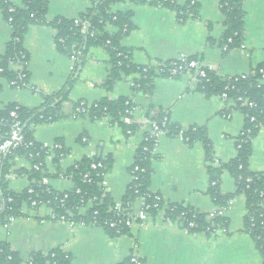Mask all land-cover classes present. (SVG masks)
<instances>
[{
    "label": "crops",
    "instance_id": "obj_1",
    "mask_svg": "<svg viewBox=\"0 0 264 264\" xmlns=\"http://www.w3.org/2000/svg\"><path fill=\"white\" fill-rule=\"evenodd\" d=\"M9 1L16 5L22 3V0ZM174 1L180 5L187 2ZM192 1L198 6V18L184 21L178 20L169 8L148 2L126 0L112 6V11L132 12L134 28L122 39L121 45L129 49L134 63L150 65L196 56L203 67L228 77L245 76L264 61V0L243 1V47L231 48L225 53L218 45L225 30L218 0ZM89 5V0H49L46 19L76 18ZM107 30L115 31L112 26ZM55 35L56 30L48 25L28 27L23 37V47L29 53L28 83L12 87L1 79L0 109L11 102L28 108L39 106L45 95L59 92L74 79L62 102L63 117L34 127L38 142L47 147L61 142L67 149L60 161L62 171L84 157L109 156L112 167L104 182L112 202L120 204L131 179L129 168L136 149L149 129L150 118L159 112L182 129L204 127L213 147L215 165L236 155V139L242 131L244 114L228 99L206 97L199 92L198 78L193 73L185 72L174 78L157 77L151 93L134 91L132 83L137 75L130 74L107 91L102 85L109 70L108 51L103 46L90 47L80 68L73 73L72 59L57 50ZM10 38L11 28L0 12V53ZM104 97L112 100L125 97L130 101L136 124L132 133H126L105 118L73 116L74 106L79 102L93 103ZM154 154L149 191L160 195L166 204H182L208 215L218 213L228 221L226 230L190 233L178 219H166L160 211L148 216L141 225L131 227L128 233L111 236L96 225L53 220L50 209L44 205L37 211L26 209L27 216L0 223V241L8 243L23 261L34 253L46 254L59 248L71 257L70 264H126L132 253L143 264H261V255L243 228L244 196L235 195L226 207L219 209L207 193L209 179L202 145L199 142L189 145L179 136L163 134L158 137ZM45 167L49 172H56L50 158ZM14 168L28 169L29 162L18 158ZM250 169L264 171V126L252 141ZM54 178V181L48 179V184L59 192L74 187L69 178ZM29 182L26 173L11 174L7 186L20 192ZM235 189L234 179L223 171L220 191L227 194ZM141 204V199H136L133 209L137 210Z\"/></svg>",
    "mask_w": 264,
    "mask_h": 264
},
{
    "label": "trees",
    "instance_id": "obj_2",
    "mask_svg": "<svg viewBox=\"0 0 264 264\" xmlns=\"http://www.w3.org/2000/svg\"><path fill=\"white\" fill-rule=\"evenodd\" d=\"M124 1L126 0H89V7L76 17L79 22H75V18L65 17L48 21L46 14L49 0H22L20 5L9 0H0V12L11 28V38L4 51L0 53V80L5 79L12 87L27 85L29 53L23 47V37L31 25H48L56 30L54 38L56 48L73 59V73L80 68L85 53L90 47L103 46L110 56L108 75L102 85L107 91L111 90L117 81L130 74L137 75L132 89L147 93L152 92L155 78H174L181 75L169 72L175 60L158 62L157 66L140 65L131 60L129 49L123 47L121 41L134 28L132 12L131 10L112 11V6ZM129 1L148 2L167 7L176 13L180 21L198 18L199 15L198 6L192 0H187L184 5L177 4L174 0ZM243 1L218 0L225 25L224 33L218 41L223 53L231 48L240 47L243 42L245 17ZM83 24H86L85 32L81 31ZM108 26H112L115 31L109 32ZM189 57L197 59L196 56ZM203 70L205 75L198 78L196 89L206 97L219 96L231 100L234 107L244 114L242 131L236 139V155L227 162L215 165L213 147L206 129L201 126L182 129L171 124L162 112L152 115L148 126L155 122L159 128L166 131V134L179 136L189 145L195 142L202 145L209 179L207 193L219 209L226 207L235 195L244 196L246 214L243 228L254 241L261 255V264H264V171L255 172L250 169L252 141L264 126V61L245 76L221 77L206 67H203ZM73 80L70 79L59 92L45 95L39 106L28 108L11 102L0 109V143L7 137L15 122L18 123L22 135L20 143L13 144L0 155V223L5 224L18 216H27L28 211H37L45 205L56 214V220L60 217L74 223L82 220L85 224L102 227L109 235L116 236L128 233L130 228L124 223L111 227L108 222L119 219L122 215L129 216L135 200L141 197L144 204L148 205L146 210L148 216L162 211L166 219H178L187 232L211 234L218 229L226 230L228 221L218 213L208 215L182 204H166L160 195V199H155V195L158 194L149 191L152 160L155 158L153 150L155 142L148 131L144 136L147 138L136 149L134 161L129 168L130 174L135 178L129 181L120 204L112 202L108 192L101 187L104 176L112 167L109 156L84 157L62 171L60 161L66 156L67 149L61 142H58L61 146L55 148H49L38 142L34 137V127L63 117L62 102L67 98ZM246 100L247 102H244ZM82 108L85 111H82ZM11 112L16 116H12ZM132 112L133 106L127 98L119 97L112 100L104 97L90 106L76 104L73 116H87L94 120L108 116L110 124H117L125 132L129 130L132 133L136 127ZM125 117L131 118V122L125 123L123 121ZM18 158L26 159L29 168L15 169ZM48 158L54 165L55 173L47 171L45 167ZM35 164L40 165L39 169L34 168ZM92 165L96 166L92 167ZM135 167L137 170L134 169ZM223 171L228 172L236 183L233 193L222 194L220 191ZM25 173L30 180L25 189L20 192L8 189L9 175ZM43 177L69 178L73 181L74 187L59 192L49 184H42ZM90 198L93 199L92 205L83 213H79V208L87 205ZM119 208H125L126 211L121 212ZM26 209L28 211H25ZM189 223L193 225L189 226ZM70 260L68 254L55 248L46 254L34 253L28 260L23 261L10 249L8 243L0 241V264H70Z\"/></svg>",
    "mask_w": 264,
    "mask_h": 264
},
{
    "label": "built area",
    "instance_id": "obj_3",
    "mask_svg": "<svg viewBox=\"0 0 264 264\" xmlns=\"http://www.w3.org/2000/svg\"><path fill=\"white\" fill-rule=\"evenodd\" d=\"M75 22H79V19L75 18ZM85 30H86V24H83L81 31L85 32ZM240 47H243V45L241 44ZM72 62H73V59H72ZM157 64L158 63H153V64H150L148 66H157ZM172 64L173 65L169 69V72L171 74H175V73L183 74L185 72H191L195 76H197V78L203 77L205 75V72L203 70V66L200 64L198 59L190 58V57H182L180 59H176L175 61H173ZM158 70H163V69L158 68ZM132 86H133V83H132ZM229 101H231V100H229ZM244 102H247V100ZM79 103L81 105L84 104V106H90L92 104V103H86V102H79ZM248 104L251 105V103H248ZM77 110H79V108H77ZM81 110L85 111V109H83V108ZM11 115L14 117L16 116L14 112H11ZM104 118L107 120L109 119L108 116H105ZM123 121L128 124L131 122V118L125 117V118H123ZM126 132L130 133L129 130H127ZM148 133L154 139V142L156 145L158 137L163 135V134H166V131L159 128L155 122H152L151 126H149ZM146 138L147 137H143L142 141L145 140ZM82 140H85V138H82ZM21 141H22V135L20 134V128H19L18 123L15 122L12 125V128H11L9 134L7 135V137L0 143V155H1V153H5L9 149L10 146H12L13 144L15 145L17 143H20ZM60 146L61 145L59 143H56L52 147H49V148H55V147H60ZM153 150H154V148H153ZM98 165H100V164H98ZM95 166L96 165H92V167H95ZM39 167H40V165H37V164L34 165V168L36 170L39 169ZM134 169L137 170V167H135ZM133 178H135V176H133V174H131V179H133ZM41 183L45 184V185L48 184V178L43 177L41 180ZM101 187L104 191H107L104 180L101 184ZM76 191L78 192V189ZM66 196H67V194L64 195V197H66ZM137 199H141V201H142L141 206L137 210L133 209L132 211H130L129 216H123L122 215L121 217H119V219L109 221L108 222L109 226L116 227L120 223H124L128 228H131V227L136 226V225H141L143 222H145L147 217H148V214L146 211L148 208V205L144 204L143 198L140 197ZM155 199H160L159 195H155ZM92 200H93L92 198L88 199L87 205L79 208V213H83L88 207H90L92 205ZM42 206H44V205H42ZM132 207L134 208V204ZM119 211L124 212V211H126V209L125 208H119ZM68 214H69V212H68ZM50 218L53 220H56V214H54L51 209H50ZM59 220H64V218L60 217ZM68 222H70L71 224H78V223L85 224L82 220L79 221L78 223H74L73 221H68ZM192 225H193V223H189V226H192ZM126 264H143V263L135 253H132V254H130Z\"/></svg>",
    "mask_w": 264,
    "mask_h": 264
},
{
    "label": "rangeland",
    "instance_id": "obj_4",
    "mask_svg": "<svg viewBox=\"0 0 264 264\" xmlns=\"http://www.w3.org/2000/svg\"><path fill=\"white\" fill-rule=\"evenodd\" d=\"M52 181H54L55 180V178H50Z\"/></svg>",
    "mask_w": 264,
    "mask_h": 264
}]
</instances>
